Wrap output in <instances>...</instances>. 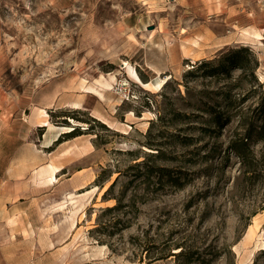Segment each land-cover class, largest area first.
<instances>
[{
  "label": "rangeland",
  "instance_id": "1",
  "mask_svg": "<svg viewBox=\"0 0 264 264\" xmlns=\"http://www.w3.org/2000/svg\"><path fill=\"white\" fill-rule=\"evenodd\" d=\"M263 95L264 0H0V264H264Z\"/></svg>",
  "mask_w": 264,
  "mask_h": 264
},
{
  "label": "trees",
  "instance_id": "2",
  "mask_svg": "<svg viewBox=\"0 0 264 264\" xmlns=\"http://www.w3.org/2000/svg\"><path fill=\"white\" fill-rule=\"evenodd\" d=\"M244 51H246V49H244V48L234 49L232 51V55L227 58V61L229 63L228 65H232L238 69H243L245 67V64H244L245 62L243 60H241V58H242L241 53ZM141 81H143L142 78H141ZM143 82H145V81H143ZM260 110H261V114L264 117V101L261 103ZM78 134H80V133L76 132V129H73L70 133L67 134V136L74 137V136H77ZM258 134H260V133L258 132ZM59 140H60V138L57 140L58 143H59ZM242 145H244V144H242ZM146 146H147V148L151 149L152 144H146ZM152 150H156L157 152H156V154H151V156L153 157V155H156L155 156L156 158L161 159V155H162L161 151L159 149H152ZM234 150H236L238 152V155L240 157H242L244 159L246 158V153L242 151L241 145L240 146H237V145L234 146ZM164 171H166V170H164ZM97 181H98V179H96V182ZM169 181L173 185H177V186L179 185L178 180L173 179L171 176H169ZM113 187H114V183H112L110 185L109 189L105 193L109 192ZM116 206L117 205L110 207V208H105L102 212L103 213L104 212H111L112 210H115L117 208ZM180 255L183 256L184 254L181 252Z\"/></svg>",
  "mask_w": 264,
  "mask_h": 264
},
{
  "label": "bare ground",
  "instance_id": "3",
  "mask_svg": "<svg viewBox=\"0 0 264 264\" xmlns=\"http://www.w3.org/2000/svg\"><path fill=\"white\" fill-rule=\"evenodd\" d=\"M255 38L257 39V40H262V37H260L258 34H256L255 35ZM132 76H133V78H134V80H135V82L136 83H138L139 85H141V86H148V83H142L141 81H140V79H139V77L137 76V74L135 73V72H132ZM168 79V77H165L164 79H161L160 80V82L157 84V86L158 87H160L166 80ZM44 114V116L45 117H47L48 115L46 114V113H43ZM132 115V114H131ZM100 118V117H99ZM103 123V122H102ZM79 124V123H78ZM105 124V123H104ZM107 124V123H106ZM42 127H47V128H49V127H52L50 124H49V122L47 121V120H45V121H43L42 122ZM55 128H59V130H60V132L59 133H57V135H55V137H54V139L52 140V141H50V142H47V144H48V146H50L51 144H53V142L54 141H56V139H57V137L59 138L60 137V135L61 134H63V133H65V132H69V131H71L72 130V127H64V126H60V127H55ZM83 151H85V148L83 149ZM48 166V165H47ZM49 169H51V171H50V176H48L49 177V183H53V182H55L56 181V174L57 173H59L60 172V168H58V167H53L52 165H50V168ZM62 170V169H61ZM95 189H97V187H93L92 189H91V191H93V190H95ZM105 190V188H102L101 190H100V192H102V191H104ZM251 227V226H250ZM249 227V228H250Z\"/></svg>",
  "mask_w": 264,
  "mask_h": 264
},
{
  "label": "crops",
  "instance_id": "4",
  "mask_svg": "<svg viewBox=\"0 0 264 264\" xmlns=\"http://www.w3.org/2000/svg\"><path fill=\"white\" fill-rule=\"evenodd\" d=\"M255 39H256V38H255ZM256 40H257V39H256ZM258 41H259V40H258ZM46 128H47V127H46ZM48 130H51L49 133H52V130L55 131V133L51 136L52 139H51V137L48 138V139H46V140H48V142H50V141H52V140L54 139L55 135H57V133L60 132V130H59V128L55 129L54 127H49ZM44 147H48V144H46Z\"/></svg>",
  "mask_w": 264,
  "mask_h": 264
}]
</instances>
